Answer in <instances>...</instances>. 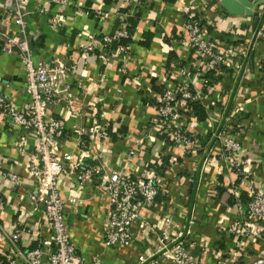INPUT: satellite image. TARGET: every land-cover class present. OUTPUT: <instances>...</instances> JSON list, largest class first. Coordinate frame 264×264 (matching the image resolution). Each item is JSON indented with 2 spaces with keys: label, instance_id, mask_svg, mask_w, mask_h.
<instances>
[{
  "label": "crops",
  "instance_id": "obj_1",
  "mask_svg": "<svg viewBox=\"0 0 264 264\" xmlns=\"http://www.w3.org/2000/svg\"><path fill=\"white\" fill-rule=\"evenodd\" d=\"M250 1L251 12L236 15L221 0H143L136 6L125 0H72L64 9L54 0H23L20 9L26 23L25 37L34 60L76 62L57 94L77 98L82 115H71L58 102L50 106L49 114L62 119L65 126L62 139L54 141L55 151L76 156L82 147L99 153V158L86 159V166L67 167L59 179L62 197L72 195L80 200L67 203L65 211L78 254L87 259L98 256L107 264H139L138 255L148 247L137 230L138 223L132 227L129 246L103 247L110 203L98 197L96 177L83 182L77 178L91 164L136 172L144 164L155 169L159 193L154 205L141 214L156 231L162 228L166 214L171 217V235L174 229L189 227L187 238L201 264H215L220 254L234 247L227 229L238 213L234 204L237 196L246 193L247 183L224 166L219 155L220 132L227 130L237 136L241 156L248 161L247 170L256 188L264 191V0ZM10 7L7 0H0V29L13 33L16 27ZM228 7L250 9L240 0H229ZM82 8H99L101 13L79 15ZM129 18L135 25L130 40L123 43L130 55L124 63L102 50L82 51L91 38L111 34L123 23L129 26ZM188 20L200 25L215 49L230 54L218 78L205 77L208 69L180 39ZM2 42L0 39V46ZM183 69L188 74L182 73ZM177 83L188 84L207 115L200 120L188 105L174 121L193 138L190 154L167 141L154 124L163 86ZM0 93L17 109L27 100L16 53L0 50ZM75 123L85 129L106 123L108 137L89 141L87 135L73 128ZM24 135L23 129L0 114V264L12 255L6 235L19 222L25 229L20 236L22 250L37 244L31 238L36 229H41L42 245L51 244L43 207L33 205L27 197V193L38 191L40 183L29 174L30 165L37 162L36 141L26 135L21 143ZM129 149H135V155L129 156ZM10 170L21 176L23 191L6 176ZM255 252H264L263 239L256 241ZM143 264L163 263L155 255Z\"/></svg>",
  "mask_w": 264,
  "mask_h": 264
},
{
  "label": "built area",
  "instance_id": "obj_2",
  "mask_svg": "<svg viewBox=\"0 0 264 264\" xmlns=\"http://www.w3.org/2000/svg\"><path fill=\"white\" fill-rule=\"evenodd\" d=\"M130 5H139L143 0H125ZM11 6L13 25L16 27L13 33L0 29V39L3 41L1 49L6 53H16L22 64L24 77V89L27 100L19 109L10 99L0 93V114L11 124L23 129L25 135L20 138L24 143L26 135H31L36 141V164H31L29 174L40 183L37 192L27 193L33 205H41L45 215V225L51 233V244L42 245L41 229L32 231V237L37 242L34 247L22 250L20 236L23 230L21 222L14 225L7 232V239L12 250V255L7 257L3 264H107L100 257L93 256L90 259L77 253L76 246L71 240L68 221L65 211L67 203L80 202L74 196L62 197L59 188V179L67 167L79 168L86 166L88 158H99V153L92 154L88 148H78V154L55 151V139H62L65 134V126L62 119L49 114V108L54 103H61L63 108L76 117L82 115V108L78 105V99L68 96L59 97L57 92L65 79L72 75L76 62L65 63L60 59H54L49 63L35 61L28 40L25 37L24 14L20 9L23 0H7ZM64 9L72 0H54ZM79 15L88 16L100 14L101 9L82 8ZM60 26V23L57 22ZM128 24L111 34H104L98 40L91 38L83 46V52L102 50L109 55H117L124 63L130 56L127 46L121 42L128 38ZM181 37L185 45L194 49L202 65L215 75L221 72L231 57L228 52L215 49L213 43L206 39L198 25L194 21H186L183 25ZM113 45V46H112ZM182 73L188 74L186 70ZM199 96L190 91L187 83H177L173 86L164 85L157 97V116L154 124L163 132L170 143L179 145L184 154L192 152L193 138L182 125H175L179 119L180 111L188 109L190 101H197ZM189 110V109H188ZM73 128L87 135L88 140H106L108 126L106 123L89 126L87 129L75 123ZM220 141V157L224 166L232 171L246 185L247 201L242 202L237 196L235 207L238 211L235 218L228 226L227 235L233 243L232 249L220 254L215 264H264V252H255V243L259 239L264 240V191L256 188L254 179L247 170L248 161L241 156L242 145L236 135L227 130L218 135ZM135 149H129V156L135 155ZM103 166V167H102ZM6 176L22 190L21 176L14 170L6 172ZM92 176L98 179V197L106 198L110 203L104 232L103 247L116 245L129 246L133 239L132 227L138 223L137 230L144 237L148 247L138 255V263L143 264L152 256L159 255L163 264H201L199 257L192 253V245L187 235L189 227L183 226L169 233L171 217L166 214L163 217V225L156 231L141 214L144 208L154 205L159 193L157 171L144 164L141 170L126 171L120 168L106 167L105 165L91 164L77 175L80 182L90 179ZM23 191V190H22Z\"/></svg>",
  "mask_w": 264,
  "mask_h": 264
},
{
  "label": "trees",
  "instance_id": "obj_3",
  "mask_svg": "<svg viewBox=\"0 0 264 264\" xmlns=\"http://www.w3.org/2000/svg\"><path fill=\"white\" fill-rule=\"evenodd\" d=\"M105 3H110V2H113L114 0H103ZM128 22H129V26L127 27V31L129 32V36L133 33V27L135 25V20L132 19V18H129L128 19ZM146 36L149 38L151 35L149 33H146ZM130 40V37H128L127 39H123L121 40L122 43H127V41ZM113 46V45H112ZM193 50V49H192ZM173 57L175 56L174 54H171ZM214 71L212 70H208L205 72V77H211L213 76V78H218V75H214ZM190 88V87H189ZM190 91L192 93L193 90L190 88ZM189 105V111H191L195 116H198V118L200 120H204L206 118V112H205V108L203 105H201L200 103L196 102V101H190L188 103ZM166 136V135H165ZM167 138V137H165ZM167 141H168V138H167ZM240 179V178H239ZM242 202H246L247 201V195L246 193H241L238 197Z\"/></svg>",
  "mask_w": 264,
  "mask_h": 264
},
{
  "label": "water",
  "instance_id": "obj_4",
  "mask_svg": "<svg viewBox=\"0 0 264 264\" xmlns=\"http://www.w3.org/2000/svg\"><path fill=\"white\" fill-rule=\"evenodd\" d=\"M240 1H242V2H244L246 5H248V7H250V9H246V10H242V9H237V10H231V9H229V7H228V2H229V0H221V4L228 10V11H231V12H233V11H241V12H244V13H250L251 12V9H252V7H253V2L252 1H250V0H240Z\"/></svg>",
  "mask_w": 264,
  "mask_h": 264
},
{
  "label": "rangeland",
  "instance_id": "obj_5",
  "mask_svg": "<svg viewBox=\"0 0 264 264\" xmlns=\"http://www.w3.org/2000/svg\"><path fill=\"white\" fill-rule=\"evenodd\" d=\"M233 13L234 14H236V15H243V14H245L244 12H241V11H233ZM201 28V27H200ZM202 30V29H201ZM183 37H180V39H182ZM252 46H253V43H250V45H249V50H251V48H252ZM1 47L2 46H0V50L2 51V52H4L2 49H1ZM188 47V46H187ZM194 49H195V47L193 48V51H194ZM198 57V56H197ZM198 59H199V57H198Z\"/></svg>",
  "mask_w": 264,
  "mask_h": 264
}]
</instances>
